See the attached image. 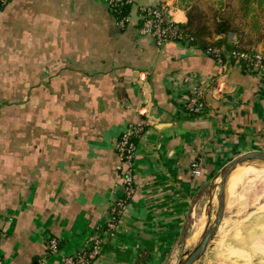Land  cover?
<instances>
[{"label": "crops", "instance_id": "obj_1", "mask_svg": "<svg viewBox=\"0 0 264 264\" xmlns=\"http://www.w3.org/2000/svg\"><path fill=\"white\" fill-rule=\"evenodd\" d=\"M130 2L122 31L103 0H9L0 10V264H62L84 247L123 195L114 144L129 124L144 126L133 193L91 264H177L213 178L264 149L259 80L137 35L139 6L164 5L185 24L179 0ZM194 87L203 117L177 105ZM50 241L59 247L48 255Z\"/></svg>", "mask_w": 264, "mask_h": 264}, {"label": "built area", "instance_id": "obj_2", "mask_svg": "<svg viewBox=\"0 0 264 264\" xmlns=\"http://www.w3.org/2000/svg\"><path fill=\"white\" fill-rule=\"evenodd\" d=\"M9 0H0L6 3ZM105 6L110 10L117 11L122 6H129L130 0H103ZM128 17L123 16L115 19V27L122 31L128 24ZM136 33L139 37H148L154 46L161 50L165 45L173 43L186 48H195L191 38L185 35L169 18L168 9L161 6H139L138 25ZM206 55L212 56L220 68H237L238 70L255 76L260 83V89L264 91V47L254 48L252 53L227 51L224 47H210ZM213 92L218 96L224 93L220 78L210 81ZM201 88H192L179 94L177 105L190 118L203 117L208 113V107L203 100ZM144 132L143 124H129L120 134L114 144L118 163L116 166V177L120 179L122 197L109 207V219L103 226H99L88 239L84 247L62 260V264H91L99 257L103 250L105 238H109L114 230L117 220L133 193V162L136 152L135 139ZM48 248L56 252V242L50 241Z\"/></svg>", "mask_w": 264, "mask_h": 264}, {"label": "rangeland", "instance_id": "obj_3", "mask_svg": "<svg viewBox=\"0 0 264 264\" xmlns=\"http://www.w3.org/2000/svg\"><path fill=\"white\" fill-rule=\"evenodd\" d=\"M213 1L216 2L202 0V3L208 9ZM260 166L259 163L246 164L238 170L264 171V165ZM246 177L238 181L239 176H236L227 183L226 209L222 225L199 264H264V177ZM218 181L219 179L216 181L212 202L208 203V206L205 205V195L199 205L198 213L193 219L199 227L195 230L197 233L188 237L184 251L193 246L194 241L197 242L208 215L212 220L214 218L216 195L219 191Z\"/></svg>", "mask_w": 264, "mask_h": 264}, {"label": "trees", "instance_id": "obj_4", "mask_svg": "<svg viewBox=\"0 0 264 264\" xmlns=\"http://www.w3.org/2000/svg\"><path fill=\"white\" fill-rule=\"evenodd\" d=\"M8 2H0V10ZM179 3L186 16V23L179 24V28L204 55L208 48L221 46L227 51L250 54L256 45L264 42V0H216L208 9L204 7L202 0H179ZM128 9L127 5L117 11L109 9L114 23L116 18L127 16ZM229 34H235L240 39L239 43H229L226 40ZM218 36L220 38L215 39ZM243 39L246 40L245 43H242ZM206 56L215 62L212 56ZM58 247L56 242V252ZM52 253L55 252L49 249L48 255Z\"/></svg>", "mask_w": 264, "mask_h": 264}, {"label": "water", "instance_id": "obj_5", "mask_svg": "<svg viewBox=\"0 0 264 264\" xmlns=\"http://www.w3.org/2000/svg\"><path fill=\"white\" fill-rule=\"evenodd\" d=\"M262 161H264V149L252 148L246 152L234 156L213 178L210 189L207 193V203L205 201V205L207 204L208 206V203L210 204V202H212V195L214 193V188L216 187V181L219 179V191L216 195L217 207L216 212L214 214V218L212 220L211 217L208 215L206 225L204 226L197 242L193 246L188 247L187 250L183 252L177 264L200 263L201 259L206 254L210 244L216 237L220 226L222 225L226 209L227 183L231 174L235 170L239 169L240 167L246 164L259 163ZM198 227L199 225L197 224L196 229Z\"/></svg>", "mask_w": 264, "mask_h": 264}, {"label": "bare ground", "instance_id": "obj_6", "mask_svg": "<svg viewBox=\"0 0 264 264\" xmlns=\"http://www.w3.org/2000/svg\"><path fill=\"white\" fill-rule=\"evenodd\" d=\"M260 165H264V161H262V162H259V166ZM261 167V166H260ZM243 173V174H242ZM252 176L254 179H258V178H262V177H264V171H259V170H254V169H252V170H248V169H241V170H235L232 174H231V176H230V178H229V180H228V182L230 181V180H232L234 177H236V176H239V178H238V181L241 179V178H243V177H246V176ZM247 178V177H246ZM244 179V178H243ZM245 180H247V179H245ZM238 181H236V182H238ZM219 183H220V181H218V185H219ZM194 243H196L195 241H194Z\"/></svg>", "mask_w": 264, "mask_h": 264}]
</instances>
